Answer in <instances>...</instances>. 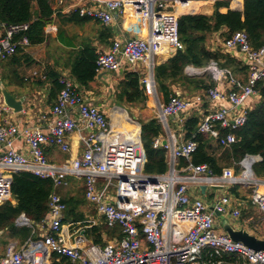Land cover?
Instances as JSON below:
<instances>
[{
  "label": "built area",
  "instance_id": "1",
  "mask_svg": "<svg viewBox=\"0 0 264 264\" xmlns=\"http://www.w3.org/2000/svg\"><path fill=\"white\" fill-rule=\"evenodd\" d=\"M49 1L57 9L65 5V0ZM209 1L232 5L234 0ZM237 1L239 6L234 9L241 10L243 0ZM192 2L77 0L69 6L79 17L103 26H109L115 16L146 26L143 37L115 40L107 52H99L95 68L98 73L116 72L123 66L144 68L140 87L153 100L154 116L163 131L154 138L152 147L165 150L167 171L161 175L145 173L146 155L140 127L135 126L138 124L127 118L137 131L133 137L128 135L130 132L118 131L98 107L89 105L76 92L67 77L58 78L61 88L55 104L49 115H41L45 131L39 126H16L9 118L12 109L0 101V206L15 204L11 192L13 173L28 172L50 180L53 187L43 220L33 223L23 214L15 220L16 226L30 228L32 236L22 244H7L0 264H51L53 254L72 264H264V252L233 242L223 231L216 232L222 219L235 225L246 199L259 213V221L264 222V190H259L264 187V178H258L252 169L262 158L247 154L238 162V170L224 167L215 174L207 165L191 162L198 142L193 137L179 141L169 126V118L180 119L192 110H201L206 103H218L202 114L197 133L221 148L235 144V132L246 124L247 114L254 108H245V103L258 96L255 87L264 81V48H252L244 30L234 32L223 38L222 51L231 56L238 50L244 56L245 80L235 78L229 69L211 60L202 69L188 66L186 73H206L213 87L192 98L171 96L166 103L157 93L154 70L158 58L183 50L177 10ZM28 29L27 23L9 27L0 23V62L14 56L19 47L30 45ZM32 74L37 76L36 72ZM222 82L230 85L229 90L218 89L216 84ZM70 110L77 111L84 128L90 131L83 140V154L62 165L51 164L44 155L45 146H55L63 153L70 151L67 139L77 128L68 114ZM179 126L183 128V121ZM16 139L24 140L29 157L14 149ZM68 178L83 179L87 203L103 224L118 230V235L106 244H95L86 235L87 230L98 225L96 218L64 221L66 204L56 190L64 188ZM202 187L206 194L200 197L197 193ZM236 188L251 191L242 199L236 195ZM213 190L220 195H213ZM35 226L42 233H35Z\"/></svg>",
  "mask_w": 264,
  "mask_h": 264
},
{
  "label": "trees",
  "instance_id": "2",
  "mask_svg": "<svg viewBox=\"0 0 264 264\" xmlns=\"http://www.w3.org/2000/svg\"><path fill=\"white\" fill-rule=\"evenodd\" d=\"M49 2V0H0V23L5 27L29 24L26 37L30 45L40 44L44 41V28L50 23L53 14ZM238 2L240 1L235 0L232 7L237 8ZM202 5L203 3H193L188 8H181L179 12L181 14L178 17V37L183 50L177 51L171 58L155 67L157 93L165 103L175 95L173 88L194 92L206 90L215 85L206 73L199 77L186 75L185 69L188 66L202 69L214 60L220 67L229 69L234 76H243V79H246L247 67L241 61L220 50L208 49L207 40L211 34L219 33L221 38L225 39L234 32L244 30L252 48H264V0H243L241 12L227 10L225 13H220L218 9L221 6H227L228 2L218 1L214 3L211 15L198 14L199 7ZM85 20L86 18H79L77 14H70L67 21L83 23ZM106 30L109 38H112L111 29ZM96 59L94 48L85 45L79 49L70 64L72 76L81 85H87L93 80ZM48 77L51 79L50 94L56 98L61 88L57 79L58 75L49 73ZM138 79L136 73L126 74V80L120 84V99L127 103L144 100ZM255 89L259 101L248 112L246 124L235 132L238 141L228 148L215 146L211 140L197 134V118H190L186 122L185 138L193 137L198 142L197 150L191 158L193 164L207 165L213 173L219 174L224 167H234L238 170V162L247 154L259 155L262 160L252 169L258 178H264V81H259ZM136 127L138 128L137 125ZM161 134V126L155 119L141 124V142L146 155L144 172L147 174L161 175L167 171L165 150L152 147L153 139ZM11 192L15 204L8 202L0 206V231L8 239L21 244L31 237L32 230L16 226L15 220L21 214L33 223H39L46 217L49 196L53 192L52 182L28 172H16L12 174ZM62 200L67 208L65 222L87 220L86 214L79 210L80 206L87 205L84 185L81 197ZM92 212L94 215L95 211L92 210ZM112 230L118 232L117 229ZM86 232L88 238L99 245H103V236L113 235L111 229L105 224H99ZM51 264L72 263L65 257L53 254Z\"/></svg>",
  "mask_w": 264,
  "mask_h": 264
},
{
  "label": "crops",
  "instance_id": "3",
  "mask_svg": "<svg viewBox=\"0 0 264 264\" xmlns=\"http://www.w3.org/2000/svg\"><path fill=\"white\" fill-rule=\"evenodd\" d=\"M193 1L201 2V4L203 3V5L199 7L198 14L211 15L213 13L214 2H211L209 0ZM76 2L77 0H69L68 3L65 0V5L58 9L53 7V5H50L53 14L50 19V23H48L44 28V41L37 45H29L28 47L20 48V50L12 58L8 59L7 61L0 62V81L3 83L10 95H12L14 98L24 99L22 103V112L14 113L12 110V112H10L9 114L10 121L20 128L25 126H39L42 128V130L45 131V126L41 120V115H49L56 100V98L50 94L51 79L48 76L49 73H56L58 75V78L62 76L69 78L73 82L76 92L80 96H82L89 105L98 107L118 131H131L128 135L133 137L136 131L134 130L133 126L129 125V123L127 122V118H129L133 122H136L141 131V124L143 122L155 119L154 110H152L153 100L150 97L145 96L142 92L144 96V100L142 102L136 101L135 103H127L124 100L120 99V84L126 80V74L130 72L136 73L138 75V83L140 87V80L145 73L144 68L141 65H137L135 68L123 66L116 72L105 73H98L95 68V76L93 80L87 85H81L72 76L69 66L73 62L79 49H81L83 46L89 45L90 47L94 48L95 54L98 55L99 52H107L110 49L113 41L115 40L129 37H143L146 33V26H144L139 21H124L123 19L117 17L114 18L115 20L109 26H103L91 19L87 20V18L83 23L68 22L67 20L70 14H75L74 12L70 11L69 6L73 5ZM242 9L243 8L241 7V10ZM218 10L220 13H225L227 12V10L235 9L232 7L231 3L228 2L227 6H221ZM105 29H111L113 33L112 38H109L108 31H105ZM222 41L223 38H221L219 33L211 34L210 39H208L207 41V47L211 51H222ZM222 53H224V51H222ZM172 56L164 54L159 56L157 65L165 62ZM231 56L235 57L245 65V58L238 50H235L234 53H231ZM186 69L185 74L187 75ZM33 72H36L37 76H33ZM234 77L243 79V76ZM216 86L222 91H227L230 88V85L227 84V82L216 84ZM173 91L175 93L174 96H178L180 98H192L202 93L204 90L188 92L186 89L182 90L179 88H173ZM158 96L162 100V97L159 94ZM0 101L2 102L1 96ZM258 101L259 96L250 98L245 103V108H252L255 104H257ZM149 103H151V106H148ZM217 104L210 105L209 103H206L202 106L201 110H192L188 114L182 115L180 119L174 117L169 118V121H172L174 127L173 129L171 127L170 128L178 135L179 141H182L184 139L186 140L185 124L190 118H197V133V125L202 120V114H205L207 110L216 108ZM115 108L118 109L114 110ZM142 108L147 109L141 111ZM128 110L133 113L135 112V110L137 112L140 111L139 113H144V116L149 113V117L144 121L138 122L137 120L129 116ZM151 113L152 116H150ZM68 114L74 121H76L77 124L76 131L73 134H70L67 139L70 146V151L67 153H63L55 146H45L44 155L48 162H50L51 164L62 165L66 161L80 158L83 154V140L90 133V131L84 128V125L81 122L76 110H70ZM180 121H183V128L179 126ZM92 132L96 131L93 130ZM203 136L209 139L206 135ZM213 144L216 146L214 142ZM14 149L22 153L26 157H29V151L24 140L16 139L14 142ZM83 185V179L68 178L67 185L64 188L56 190V193L60 196L61 199L76 198L79 196L81 197ZM203 191L204 190H201L202 196L206 194V192ZM234 191H236V195H240V198L245 199L246 195L243 194L244 190L236 188ZM246 200L247 201H243L244 204L241 207V212L242 210L246 209L248 215L251 213L252 216L253 213H255L256 208L249 202L248 199ZM88 207L90 208L91 206L87 203V205L80 206L79 210H82L84 212ZM87 218L91 217L86 216V219ZM95 218L98 221V225L103 224V222L96 216V214ZM249 219L252 218H248L246 220ZM245 223V221L241 223L239 219L235 223L234 228L238 229L242 227L258 239L264 238L263 236L255 232L251 227L247 228L244 225ZM34 230L35 233H42L39 228H36V226L34 227ZM102 239L103 245L110 241L107 236H103ZM0 240H2V242L0 243V256L4 255L7 244L12 242L18 243V241L8 239L7 236H5L3 233L0 236Z\"/></svg>",
  "mask_w": 264,
  "mask_h": 264
},
{
  "label": "water",
  "instance_id": "4",
  "mask_svg": "<svg viewBox=\"0 0 264 264\" xmlns=\"http://www.w3.org/2000/svg\"><path fill=\"white\" fill-rule=\"evenodd\" d=\"M243 8V7H242ZM233 11H242V10H233ZM116 17V16H115ZM0 96L4 105L8 106L13 110L14 113L22 112V103L23 98L16 99L7 91L3 83L0 81ZM165 144V141H162V145ZM201 190H204L202 187ZM218 216V215H217ZM222 231L227 234V236L235 243H242L249 249L254 251L264 252V238L258 239L254 235L250 234L244 228H234V225L230 224L227 219L221 220ZM2 232L0 231V236Z\"/></svg>",
  "mask_w": 264,
  "mask_h": 264
},
{
  "label": "rangeland",
  "instance_id": "5",
  "mask_svg": "<svg viewBox=\"0 0 264 264\" xmlns=\"http://www.w3.org/2000/svg\"><path fill=\"white\" fill-rule=\"evenodd\" d=\"M68 3H69V0H66ZM50 3V2H49ZM209 38L208 39H210V36H208ZM208 41V40H207ZM3 73V72H2ZM160 98V97H159ZM161 99V98H160ZM148 106H151V103H149L148 104ZM139 109V108H138ZM144 109H147V108H142L141 109V111L142 110H144ZM152 110H154L153 108H152ZM129 112V116L131 117V118H133V119H135V120H137L138 122L139 121H144L146 118H148L149 117V113H147L145 116H144V113H139L140 111H136L135 110V112L133 113V112H131L130 110H128ZM125 113V112H124ZM126 114V113H125ZM150 116H152V113H151V115ZM169 125H170V127L173 129L174 127H173V123H172V121H169ZM250 191L251 190H248V189H246V190H244L243 191V194L244 195H248V194H250ZM213 195H220V192L219 191H215V190H213V192H211ZM197 195L198 196H200V197H202V194H201V191H199L198 193H197ZM247 201V200H246ZM91 208V207H90ZM89 207L87 208V209H85V214H86V216H89V217H91V218H95V214L93 215V212H92V210L90 209ZM251 213L248 215V213L246 212V209L245 210H242V212H240V222L242 223L243 221H245L246 223L244 224L247 228L248 227H251L255 232H257L258 234H260L261 236H263L264 237V222H261V221H259V219H258V217H259V213L257 212V210L255 211V213H253V215L251 216ZM248 218H252L250 221H248V220H246V219H248ZM219 221H220V218H219ZM222 223V221H220V223H218V228L216 229V232L217 233H222V226L220 225ZM255 223V224H254ZM111 231H112V234L114 235H110V236H107L108 237V239L109 240H112V238L113 237H115V236H117L118 235V232H113V230L111 229Z\"/></svg>",
  "mask_w": 264,
  "mask_h": 264
},
{
  "label": "bare ground",
  "instance_id": "6",
  "mask_svg": "<svg viewBox=\"0 0 264 264\" xmlns=\"http://www.w3.org/2000/svg\"><path fill=\"white\" fill-rule=\"evenodd\" d=\"M234 1H235V0H234ZM234 1H233V2H234ZM233 2H232V3H233ZM193 3H201V2H192V3H190V5L193 4ZM190 5H189V6H190ZM189 6H188V7H189ZM188 7H187V8H188ZM180 10H181V8H179V9L177 10V12L179 13ZM116 109H118V108H115L114 110H116ZM130 132H131V131H130ZM259 190H260V191H263V190H264V187L261 186V187L259 188Z\"/></svg>",
  "mask_w": 264,
  "mask_h": 264
}]
</instances>
